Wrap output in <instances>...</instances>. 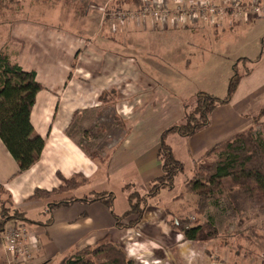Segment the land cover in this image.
Instances as JSON below:
<instances>
[{"label": "crops", "instance_id": "1", "mask_svg": "<svg viewBox=\"0 0 264 264\" xmlns=\"http://www.w3.org/2000/svg\"><path fill=\"white\" fill-rule=\"evenodd\" d=\"M137 3L138 0L133 1V10L139 7ZM87 15L74 19L78 20L82 27H89L87 33L89 35L92 17L89 12ZM169 27L168 23L153 26L150 17L146 19L145 29L137 21L128 20L117 33L112 32L111 38L115 40L108 39L103 44L113 50L112 53L117 52L113 42L127 48L125 38L128 32L130 35L132 32L136 33L142 39L145 33L153 32L158 44L161 40L159 37H164L160 32L173 30ZM74 28L78 34L85 32L83 28ZM199 28L196 33L205 29L203 25ZM178 30L182 31L181 28ZM63 31L69 38V46L72 44L79 47L82 39L77 42L71 41L73 37ZM156 33L160 35L157 36ZM87 39L90 46V36ZM151 52L150 54H154ZM139 55L140 53L134 56L135 64L125 62L126 64H118L117 68L116 77L120 81L118 82L120 87L123 81L125 91H132L131 96L123 97L124 102L126 100L129 103H122L116 107V111L122 113L127 120L125 122L127 126L119 128L122 133L117 131L114 138L111 132L105 135L104 129H100L101 133L97 136L92 131L88 135L87 128L83 129L82 132L92 141L89 142L92 150L90 153L84 145L78 143L76 136L68 133V124L76 111L96 107L97 104L92 103L101 99L102 92L115 90L116 82L111 80L110 75L108 80L103 76L102 87L98 90H95L97 88L94 86L95 80L87 83L94 89L83 87L82 83H79L80 87H75L68 98H63L61 91H53L46 87L36 73L37 81L43 85V89L36 93L30 120L34 132L44 139L38 160L30 168L18 172L17 163L0 140V186L6 192L5 196L10 195L13 207L24 212L25 216L32 220L30 223L19 221L16 225L8 223L6 229L12 227L22 230L20 241L26 247L28 255L26 258H18L16 254L8 251L0 235V264H59L61 260L73 257L75 252L104 241L121 246L132 261L131 264H216L217 259L219 264H222L219 254H214V251L210 248L208 250L207 247L214 238L202 240L198 237L194 241L189 240L180 230L170 225L171 219L185 218L193 210L194 196L185 193L184 190L180 195V190L173 193L174 188H162L149 199L137 224L131 227H120L116 224V216H122L129 209V189L124 186L129 184L130 188L145 192L149 183L162 174L161 161L158 157L162 132L158 125L160 114L156 115L164 108L165 102L162 98H167L165 101L170 98L178 102L197 93L189 89L187 92L180 91V84H174L172 79L173 72L162 74L163 82L155 77L146 76L145 70L151 66H163V63ZM163 59L166 60V57ZM127 67L133 68L131 73H135V77L124 75ZM156 73L153 75L158 76ZM250 77L240 79L230 102L212 112L207 127L186 138L191 157L204 153L215 142L214 138L228 129V124L240 119L236 117V111L228 107L241 96L242 90L246 91L245 95L249 92ZM70 111L71 115L67 116ZM60 176L64 179L72 178L74 184L66 186L49 198L31 197L36 189L52 191L62 186ZM89 182L90 188L85 189L82 195L73 194ZM165 189L169 191L165 193ZM99 192L110 193L112 195L110 202L85 200L86 197ZM53 200H65L67 203L49 207ZM130 219H133L132 215L122 217L120 222L126 224ZM200 245L203 247L199 248Z\"/></svg>", "mask_w": 264, "mask_h": 264}, {"label": "rangeland", "instance_id": "2", "mask_svg": "<svg viewBox=\"0 0 264 264\" xmlns=\"http://www.w3.org/2000/svg\"><path fill=\"white\" fill-rule=\"evenodd\" d=\"M133 1L0 0V50L6 52L12 62L18 63L24 69H34L42 83L53 91H61L63 98H68L75 87H80L79 83H82L83 87L94 89L87 83L95 80L93 81L97 87L95 90H98L102 87L103 76L108 80L110 75L111 80L116 82L115 88L113 87L115 90L102 92L101 99L92 103H96V107L76 111L67 127L68 133L76 136L78 143L84 145L89 153L92 151L89 142L92 141L86 135H90V131L95 132L97 136L101 133L100 129H104L105 135L111 132L114 138L117 131L122 133L119 128L127 126L125 123L127 120L122 113L116 111V107L122 103L128 104V101L124 102L123 97L131 96L132 91H125L123 81L120 87L118 83L120 81L116 77L117 68L118 64L134 63V56L138 53L149 60L154 58L163 63H161L163 66L159 67L150 65V69L144 71L146 76L155 77L163 82L162 74L173 72L172 79L174 84H180V91L187 92L189 89L204 92L219 99L226 96L228 82L234 72L241 78L251 76L249 92L245 95L246 91L242 90L241 96L228 107L236 111V117L240 119L228 124V129L224 128L225 132L215 137L213 141L217 142L249 127L252 128L253 136L264 138V114L258 122H254V117L264 108V16L239 22L228 14L225 20L221 21V25L197 23L191 26L169 27L173 30L160 32L164 37H159L161 40L158 44L153 32L145 33L143 39L136 33L132 32L130 35L128 32L125 38L127 48L113 42L117 52L112 53L114 51L106 48L103 42L108 39L115 40L111 38L112 32L117 33L128 21L119 23L113 16H117L121 11L133 10ZM88 12L92 17L89 35L87 34L89 27H82L78 20H75L76 17L86 16ZM200 25L205 29L196 33ZM74 27L83 28L86 33L80 31L78 34ZM142 27L145 29V24H142ZM179 28L182 31L178 30ZM63 30L73 37L71 41L77 42L82 39L79 47L72 44L69 46V38ZM160 33H156L157 36ZM89 36L90 46L87 44ZM150 51L154 54H150ZM163 57H166V60ZM145 60L147 62L146 58ZM132 71V67H127L124 75L135 77ZM155 72L158 76L153 75ZM195 94L188 98L181 97L183 100L178 102L170 98L165 101L167 98H162L165 102L164 108L156 113L157 116L160 114L158 125L161 132L178 125L185 113L193 111ZM71 112L67 113V116L71 115ZM85 128L87 134L82 132ZM186 138L168 134L165 141L171 145V149L173 148L174 157L183 162L184 171L176 177L172 191L176 193L180 190L182 195L184 190L185 193L194 196L193 210L187 218L193 223L205 225L199 238L204 240L206 234L212 230L216 231L214 240L207 247L208 250L210 248L214 251V254H219L222 264H264L263 193L252 180L246 185L231 188L230 181L223 179L224 189L221 187L216 190L215 197L208 199L205 212L201 214L195 212L197 196L187 191L183 183L186 177L193 175L196 167L210 163L216 159V155L201 158L206 152L201 151L198 156L191 157ZM88 187L90 188V182L73 194L82 195ZM149 189L150 186L146 191ZM164 191L166 193L169 190ZM4 197L0 190V198ZM208 223L213 228H210ZM201 245L198 247H203ZM218 261L217 259L215 263L219 264Z\"/></svg>", "mask_w": 264, "mask_h": 264}, {"label": "trees", "instance_id": "3", "mask_svg": "<svg viewBox=\"0 0 264 264\" xmlns=\"http://www.w3.org/2000/svg\"><path fill=\"white\" fill-rule=\"evenodd\" d=\"M241 76L234 72L230 77L227 94L223 99L216 98L208 93L197 92L195 94V107L192 112L185 113L178 125L169 127L160 135L158 157L161 161L162 174L149 183L150 189L141 193L138 189H129V209L122 215L116 216V224L120 227H131L138 223L143 210L162 188H173L175 179L184 171L183 162L176 159L170 145L165 141L169 133H175L182 137H190L197 131L210 124L212 112L219 106L230 102L236 91ZM43 89V85L36 79V71L26 70L16 62H12L8 54L0 50V140L15 160L18 172L30 168L39 158L44 146V139L34 132L30 120L31 109L35 102L36 93ZM264 114L263 110L254 117V122ZM216 155V159L206 165H199L191 177H186L184 188L197 196L195 212L204 213L208 207V199L214 198L216 190L223 187V179L230 181V187L243 186L249 180L254 181L264 195V138L255 137L252 128L238 131L212 144L201 158ZM196 165V164H195ZM195 169V168H194ZM63 185L45 191L36 189L31 197H52L54 193L61 191L68 185L74 184V180L64 179L60 176ZM2 196L6 193L0 186ZM181 195V194H180ZM179 195V196H180ZM112 195L108 192H99L87 201H104L109 203ZM67 203L65 200H53L49 207ZM48 209V208H47ZM133 216L126 224H121L123 217ZM32 222L25 213L13 207L11 197L7 194L0 198V235L5 231L6 225L17 222ZM172 227L180 230L189 240L198 239L205 225L193 223L189 218H175L169 221ZM210 223V222H209ZM208 223V225H210ZM206 225V226H208ZM211 226V227H210ZM208 227L213 228L212 225ZM216 231L206 234L207 239L215 238ZM124 249L112 242H99L94 246L85 247L71 258L63 259L59 264H131Z\"/></svg>", "mask_w": 264, "mask_h": 264}, {"label": "built area", "instance_id": "4", "mask_svg": "<svg viewBox=\"0 0 264 264\" xmlns=\"http://www.w3.org/2000/svg\"><path fill=\"white\" fill-rule=\"evenodd\" d=\"M137 5L136 10L121 11L113 17L119 23L135 20L142 24L150 17L154 26L168 23L170 27H184L197 23L216 25L228 14L239 22L264 16L263 0H138ZM22 234V230L12 227L1 234L7 250L18 258L28 255L20 241Z\"/></svg>", "mask_w": 264, "mask_h": 264}]
</instances>
